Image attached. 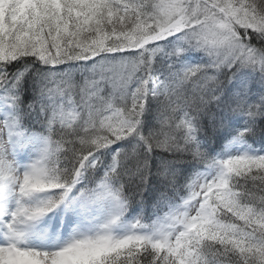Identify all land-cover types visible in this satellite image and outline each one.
<instances>
[{
  "label": "snow or ice",
  "instance_id": "obj_1",
  "mask_svg": "<svg viewBox=\"0 0 264 264\" xmlns=\"http://www.w3.org/2000/svg\"><path fill=\"white\" fill-rule=\"evenodd\" d=\"M0 264H264V0H0Z\"/></svg>",
  "mask_w": 264,
  "mask_h": 264
},
{
  "label": "trees",
  "instance_id": "obj_2",
  "mask_svg": "<svg viewBox=\"0 0 264 264\" xmlns=\"http://www.w3.org/2000/svg\"><path fill=\"white\" fill-rule=\"evenodd\" d=\"M159 182L155 177H152L149 180L148 183V190L143 191V197H144V207L143 212L144 214H148L151 212L152 204L155 202L156 197L159 195L158 189H159ZM129 191L135 192V191H142L137 187L135 183H132L129 185ZM141 213V206L139 204H133L132 208L130 209L129 215L135 216L137 214Z\"/></svg>",
  "mask_w": 264,
  "mask_h": 264
}]
</instances>
